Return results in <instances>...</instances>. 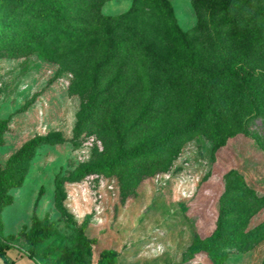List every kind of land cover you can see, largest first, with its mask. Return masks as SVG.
<instances>
[{"label": "rangeland", "instance_id": "1", "mask_svg": "<svg viewBox=\"0 0 264 264\" xmlns=\"http://www.w3.org/2000/svg\"><path fill=\"white\" fill-rule=\"evenodd\" d=\"M233 1L239 15L264 19V0ZM168 2L179 28L188 35L194 62L206 53L217 56L221 42L216 13L205 1ZM131 4L132 0H110L100 14L118 17ZM67 11L76 22L92 21L85 9L72 3ZM113 35L128 40L148 64L153 103L163 117L160 132L144 146L167 153V165L144 178L135 194L124 199L116 178L98 173L74 177L95 164L109 145L102 132L74 136L90 88L89 56L67 54L58 63L37 53L0 57V117L8 118L10 128L0 147V163L34 136L50 141L36 150L21 186L9 191L12 203L6 210L16 218V227L5 236L1 217L0 235L39 255L40 264H73L69 253L77 250L83 258L76 240L81 227L94 240L90 264H96L106 249L123 264H208L200 258L188 260L187 250L194 236L208 237L219 224L227 236L241 234L224 249L223 264H264V111H250L244 132L228 139L214 155L213 139L204 134L162 142V133L183 117L186 107L187 86L177 67L180 49L147 8L126 18ZM263 69H256V74L264 83ZM94 175L102 177L96 180ZM95 191L101 196L97 202ZM94 204L100 208L97 215ZM33 217L47 221L51 230V237L34 248L27 243ZM44 249L50 250L47 256H42Z\"/></svg>", "mask_w": 264, "mask_h": 264}, {"label": "trees", "instance_id": "2", "mask_svg": "<svg viewBox=\"0 0 264 264\" xmlns=\"http://www.w3.org/2000/svg\"><path fill=\"white\" fill-rule=\"evenodd\" d=\"M108 1L0 0V57L21 58L37 53L58 63L67 54L85 52L89 56L90 88L85 113L75 124L74 136L102 132L109 145L95 164L84 167L74 177L81 179L98 173L116 178L124 199L135 194L144 178L166 166L169 156L144 146L160 132L163 112L153 103L145 58L128 40L114 36V29L142 8L151 10L158 18L166 37L180 49L178 75L187 86L184 115L171 122L161 140L172 142L204 134L213 139L214 155L228 139L244 132L243 122L250 117V111H264V83L256 74V69L264 67V19L239 15L233 0H195L205 1L216 13L214 21L221 43L217 56L206 53L194 62L188 35L179 28L168 0H132L124 14L104 17L100 10ZM70 3L85 9L92 21L76 22L67 11ZM9 129L8 118L0 117V147ZM49 143L45 137L34 136L12 153L4 165L0 163V234L1 213L12 203L9 191L21 186L36 150ZM27 235L30 247H38L51 237L50 225L33 217ZM240 236L223 234L217 224L208 237L194 236L187 258L223 264L224 249ZM76 240L84 257L80 250L70 252L72 263L90 264L94 240L85 236L83 227ZM12 246L0 235V258L6 264L11 263L6 260L5 251ZM49 253V249H44L42 256ZM96 264L123 263L113 250L106 249L99 253Z\"/></svg>", "mask_w": 264, "mask_h": 264}, {"label": "crops", "instance_id": "3", "mask_svg": "<svg viewBox=\"0 0 264 264\" xmlns=\"http://www.w3.org/2000/svg\"><path fill=\"white\" fill-rule=\"evenodd\" d=\"M10 205H8V206H10ZM8 206H6L1 213L2 221H3V223H5V229H4V232H5L4 235L5 236L8 233H10V229H12V227H14V228L16 227V225H15L16 224V218H11L8 215V214H11V213H9L10 211L6 210V208ZM11 216H13V214H11ZM6 231H7V234H6ZM10 234H12V233H10ZM5 257H6V260H8V262L11 264H40V262H39L40 256L39 255L30 256L24 245L19 246L18 244H13V246L11 248H9L5 251ZM0 264H6V262L0 258Z\"/></svg>", "mask_w": 264, "mask_h": 264}, {"label": "built area", "instance_id": "4", "mask_svg": "<svg viewBox=\"0 0 264 264\" xmlns=\"http://www.w3.org/2000/svg\"><path fill=\"white\" fill-rule=\"evenodd\" d=\"M94 176H95L96 180H97L98 178L102 177V176H99V175H94ZM87 177H88V176H87ZM90 179H93V178L91 177ZM87 180H88V179H87ZM99 200H101V196H100L99 193H97V191H95V193H94V201L97 202V201H99ZM94 206H95V208H93V210L95 211V214L97 215V214L99 213L100 208L97 207L96 204H94ZM93 219L97 222V216H96V218H93Z\"/></svg>", "mask_w": 264, "mask_h": 264}]
</instances>
